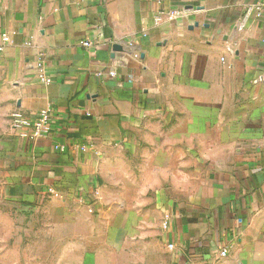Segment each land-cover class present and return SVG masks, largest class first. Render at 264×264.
<instances>
[{"label": "crops", "instance_id": "crops-1", "mask_svg": "<svg viewBox=\"0 0 264 264\" xmlns=\"http://www.w3.org/2000/svg\"><path fill=\"white\" fill-rule=\"evenodd\" d=\"M257 1L0 0V264H264Z\"/></svg>", "mask_w": 264, "mask_h": 264}, {"label": "built area", "instance_id": "built-area-1", "mask_svg": "<svg viewBox=\"0 0 264 264\" xmlns=\"http://www.w3.org/2000/svg\"><path fill=\"white\" fill-rule=\"evenodd\" d=\"M198 9L196 8H186V7H179L170 11V15L173 18L178 17H186L193 14H196ZM264 13V0H259L255 3H252L246 8L244 13L243 19L239 23V27L243 28L253 14L257 17H261ZM161 18H156V23H159ZM9 42V36L7 34L3 35V41L0 44V53H3L6 44ZM93 44L92 41L87 40L84 42L85 46H91ZM110 75H115L114 71H110ZM48 81L47 79H43ZM52 118L51 111L49 110H42L38 113L37 117L29 118L24 115L21 111H15L11 116L12 127L14 129H22V128H30L32 130V138H38L40 136L48 135L51 132L50 121ZM170 249L174 248V244H170ZM228 248H223L219 252L220 257H226L228 255Z\"/></svg>", "mask_w": 264, "mask_h": 264}, {"label": "rangeland", "instance_id": "rangeland-1", "mask_svg": "<svg viewBox=\"0 0 264 264\" xmlns=\"http://www.w3.org/2000/svg\"><path fill=\"white\" fill-rule=\"evenodd\" d=\"M34 209L35 210H39L40 209V206H34ZM18 212V214H17V216H16V218H12V223L14 224H16V222H17V225H23V224H25V221L23 220V217H22V215L20 214V212L19 211H17ZM33 216H35V228H36V231L38 230V228H40V226H38L37 225V223L39 222V218H37V216H38V214L37 213H35ZM41 233H39V234H35V237H34V245L36 246V244H39V243H41V238H42V235H40ZM34 253L36 254V253H38V254H40L41 253V251L38 249V247H35V249H34Z\"/></svg>", "mask_w": 264, "mask_h": 264}, {"label": "water", "instance_id": "water-1", "mask_svg": "<svg viewBox=\"0 0 264 264\" xmlns=\"http://www.w3.org/2000/svg\"><path fill=\"white\" fill-rule=\"evenodd\" d=\"M118 48H119V46L116 45V46H115V49H118Z\"/></svg>", "mask_w": 264, "mask_h": 264}]
</instances>
